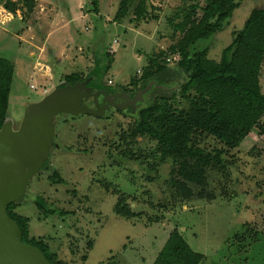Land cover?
<instances>
[{
	"label": "rangeland",
	"instance_id": "1",
	"mask_svg": "<svg viewBox=\"0 0 264 264\" xmlns=\"http://www.w3.org/2000/svg\"><path fill=\"white\" fill-rule=\"evenodd\" d=\"M136 1L121 22H113L120 0H99L97 15H86L81 10L85 3L79 0H39L37 14H24L26 19L12 16L6 21L0 16L5 21L0 23V54L15 66L7 108L14 129L26 104L65 82V75L85 76L92 67L94 49L113 56L105 82L133 91L130 80L141 75L147 57L174 42L166 17L188 4L146 0L157 19L134 22ZM262 8L264 0H241L227 24L203 42L209 47V58L218 60L232 40V31L242 28L251 10ZM36 47L45 52L39 54ZM61 49L68 52L67 58ZM168 69L171 74L165 76L166 81L182 79L174 62L168 63ZM260 85L264 94V63ZM132 120L128 112L116 111H110L107 118L59 117L49 167L34 175L14 210L29 218L30 235L48 239L50 250L63 264H152L176 227L188 245L204 256L200 264H264V137L253 130L230 151L229 198L219 195L222 180L213 177L215 200H192L182 206L168 197L171 161L159 160L155 143L138 138L136 144L127 146L121 140ZM203 145L222 147L213 139H205ZM130 150L136 158H129L126 152ZM52 170L64 184L50 183ZM116 191L129 197L132 209L141 213L139 218L115 215ZM37 195L68 214L42 216L33 204ZM162 204L166 209L159 207ZM155 217L159 222L153 221ZM247 229L251 230L248 235ZM87 240L92 241V249L81 262Z\"/></svg>",
	"mask_w": 264,
	"mask_h": 264
},
{
	"label": "trees",
	"instance_id": "2",
	"mask_svg": "<svg viewBox=\"0 0 264 264\" xmlns=\"http://www.w3.org/2000/svg\"><path fill=\"white\" fill-rule=\"evenodd\" d=\"M183 1L187 6L166 17L174 42L166 50L149 55L141 75L130 80L134 87L131 96L153 84L142 95V101L136 103L135 111H126L133 120L128 133L121 137L127 146L136 144L138 138H147L155 143L154 154L160 161H171L166 189L168 197L182 206L192 200H215L211 187L213 177L222 180L219 195L229 198L227 182L233 164L230 151L237 149L253 130L264 137V94L260 85L264 63V8L250 11L242 28L232 31L230 44L223 48L218 60H214L209 58V47L203 42L227 24L241 0H203L202 5L197 0ZM133 2L120 0L113 22L125 19ZM0 5L13 17L23 20L26 19L24 14L34 13L37 0H0ZM82 9L85 14H99V0H86ZM132 14L134 22L157 19L149 12L146 0H137ZM92 56L88 73L65 75V83L73 85L90 78L87 86L92 92H114L104 80L113 56L106 50L98 54L96 49ZM167 62H174L176 72L183 74L181 80H165V76L171 74ZM14 72L13 62L0 54V127L7 117ZM117 113L123 112L117 110ZM108 115L105 112L104 117ZM205 139H213L222 147L207 148L203 145ZM126 153L129 158H136L131 150ZM48 167L49 158L39 171ZM48 180L52 184H64L56 170H52ZM116 194L119 195L113 207L115 215L127 220L141 216L132 209L127 195L117 191ZM33 204L44 217L50 213L61 217L68 214L46 202L41 195L34 198ZM16 207L17 204H10L7 214L19 227L22 242L37 248L50 264H63L56 252L50 250L48 239L30 235L29 218L14 211ZM159 207L166 209L167 206ZM153 221L159 222V218ZM249 233L251 230L247 229L246 234ZM91 249L92 241L87 240L81 262L86 261ZM203 259L175 227L152 264H200Z\"/></svg>",
	"mask_w": 264,
	"mask_h": 264
},
{
	"label": "water",
	"instance_id": "3",
	"mask_svg": "<svg viewBox=\"0 0 264 264\" xmlns=\"http://www.w3.org/2000/svg\"><path fill=\"white\" fill-rule=\"evenodd\" d=\"M89 81L90 78L73 85L61 83L40 100L25 105L16 129L8 116L0 127V264H50L37 248L22 242L20 229L8 216L7 208L22 202L29 182L47 160L58 115L100 118L109 111L105 103L111 96L91 92ZM152 84L138 90L131 100L125 96L128 103L117 109L130 108L134 112L136 103L142 101ZM100 94L103 105L96 101ZM89 98L94 101L93 107L83 104Z\"/></svg>",
	"mask_w": 264,
	"mask_h": 264
},
{
	"label": "flooded vegetation",
	"instance_id": "4",
	"mask_svg": "<svg viewBox=\"0 0 264 264\" xmlns=\"http://www.w3.org/2000/svg\"><path fill=\"white\" fill-rule=\"evenodd\" d=\"M113 89H114V92H112V93H105L104 91L97 90L98 92L105 93V94L111 96V98L108 99L107 102L105 103L109 106V111H106V112L107 113H110V111H116L117 112V110L121 111V112L128 111V109H130V108H127L125 110H119V109H117V106H122L123 104L128 103L127 100H125V96H128L129 100H131L136 96V94L131 96L132 92H126L123 89H115L114 87H113ZM97 91H94V92H97ZM83 101H84L83 104H86L87 106L93 107V105H94V101L92 98H89V99H86ZM96 101L99 105H103V96L101 94L98 95L96 98ZM58 119H59V116L56 118V121H58ZM53 145H55L54 142H53L52 146Z\"/></svg>",
	"mask_w": 264,
	"mask_h": 264
},
{
	"label": "crops",
	"instance_id": "5",
	"mask_svg": "<svg viewBox=\"0 0 264 264\" xmlns=\"http://www.w3.org/2000/svg\"><path fill=\"white\" fill-rule=\"evenodd\" d=\"M37 2H39V0H37ZM79 3H81V4L83 5V3H85V0H81V2H80V0H79ZM39 4H40V3H39ZM39 4L36 5L35 11H34V13H33L34 15L37 14V10H36L37 7H38V6L41 7V5H39ZM41 10H42V8L40 9V11H41ZM81 10H82V8H81ZM38 14H39V13H38ZM86 15H87V14H86ZM83 17H84V13H83ZM23 35H24V34H23ZM48 35H49V34H48ZM48 35H47V36H48ZM29 41H30V40H29ZM30 42H31V41H30ZM32 47H33V46H32ZM37 48H38V47H36L35 49L38 50L39 54L45 52V50H44L42 47H41V48H38V49H37ZM60 52L62 53V56H63L64 58H67V54H68V52H67L66 50L64 51V49H61ZM42 56H43V55H42ZM32 57L34 58L33 55H32ZM45 68H46L45 71H46L47 73L50 72L49 69H48L47 67H45Z\"/></svg>",
	"mask_w": 264,
	"mask_h": 264
},
{
	"label": "built area",
	"instance_id": "6",
	"mask_svg": "<svg viewBox=\"0 0 264 264\" xmlns=\"http://www.w3.org/2000/svg\"><path fill=\"white\" fill-rule=\"evenodd\" d=\"M5 16L6 18H8L6 21H8L9 19H11L12 18V14L11 13H9L7 10H5L4 8H3V6H1L0 5V16L2 17V16ZM5 21L3 20V21H0V23H4ZM40 69H42L41 67H40ZM31 88H33V86H31Z\"/></svg>",
	"mask_w": 264,
	"mask_h": 264
}]
</instances>
